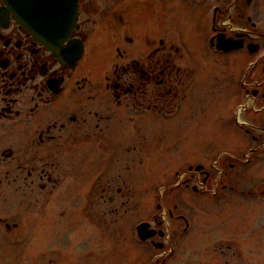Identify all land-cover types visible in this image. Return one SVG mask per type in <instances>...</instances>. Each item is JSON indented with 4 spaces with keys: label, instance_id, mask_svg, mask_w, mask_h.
Masks as SVG:
<instances>
[{
    "label": "flooded vegetation",
    "instance_id": "obj_1",
    "mask_svg": "<svg viewBox=\"0 0 264 264\" xmlns=\"http://www.w3.org/2000/svg\"><path fill=\"white\" fill-rule=\"evenodd\" d=\"M40 1V15L53 18L59 6ZM256 4L77 0L67 37L50 44L41 36L51 30L34 29L12 0H0V264L42 261L33 259L43 256L38 233L74 241L65 231L74 233L81 210L92 219V209L115 234L103 238L99 264H116L127 240L118 236L122 148H148L157 132L183 134L181 239L194 218L191 192L214 203L216 263L246 264L248 243L264 255V17ZM95 171L78 208L75 185ZM65 181L70 204L47 211ZM141 222L156 234L132 239L142 246L135 261L154 264L178 249L157 215Z\"/></svg>",
    "mask_w": 264,
    "mask_h": 264
},
{
    "label": "rangeland",
    "instance_id": "obj_2",
    "mask_svg": "<svg viewBox=\"0 0 264 264\" xmlns=\"http://www.w3.org/2000/svg\"><path fill=\"white\" fill-rule=\"evenodd\" d=\"M255 6L259 8L261 16L264 17V0H257ZM231 70V67L226 68L228 72ZM193 136L191 135L190 138L188 136V140H194ZM182 137L183 134L181 133L172 132L165 137L164 134L157 132L154 144L148 148L130 149L129 151L124 147L122 148L121 180L123 183L122 187L127 190V193L123 197L124 206L121 211L124 216L118 220V236H123L127 240L125 241L124 238L122 241L126 242L124 252H121V255L118 256L116 264H146V261H135V258L139 256L138 253L142 251V246L134 244L132 239L134 240L136 235L134 232L135 223L145 218L148 219L152 214L157 215V220L162 223L161 227L165 229L166 237H169L174 245L178 247L171 256L159 257L154 264H221L220 262H215L217 258L212 253L214 248L212 243L214 235L212 226L214 203L210 200V196L201 197L187 192V204L193 212L194 218L186 236L187 240L183 241L181 239V231L184 224L180 218V213L182 199L186 197L184 187L178 186L181 180V173L184 170L183 168H185L183 163L185 160L182 158L185 151L180 147ZM189 151L193 153L195 148ZM131 158L134 160H130ZM188 158L195 160L191 157ZM188 164L191 163L188 162ZM99 174L98 171L91 173V182L82 180L80 184L76 183L75 189L79 191L75 196V201H73L76 207H82L85 204L83 191L88 188V183L94 182L96 176L98 178ZM66 184L67 181L56 189V193L60 195L58 201H54L57 198L53 195L49 196L47 211H52L55 204H65L63 207L70 204L61 196V190ZM190 200L193 201L190 202ZM95 203L96 201L93 200L91 204H98ZM65 211L67 212L68 210ZM170 211L172 212L171 214ZM77 214L80 216L79 212ZM46 215H50V213ZM83 215H85V212L81 210V219L77 222L73 234H70L72 229L68 231L67 225L63 226L64 230L67 229L65 232L74 237V241L69 242L67 234L52 238V233L50 231L46 232V228L43 229L44 232H39L35 245L39 248V252H43V256L33 257V259L42 258V261H37L34 264H50L49 260H53L52 264H90V259H92V264H99L101 257L106 251L104 245L106 242H104L103 238L115 234L113 232L106 234L98 226L93 218V209L92 219H84ZM59 221H61L60 218ZM241 247L242 258L246 264H264V255L261 253L262 245L248 243ZM220 261H223V259H220ZM14 264L31 263L16 259Z\"/></svg>",
    "mask_w": 264,
    "mask_h": 264
},
{
    "label": "water",
    "instance_id": "obj_3",
    "mask_svg": "<svg viewBox=\"0 0 264 264\" xmlns=\"http://www.w3.org/2000/svg\"><path fill=\"white\" fill-rule=\"evenodd\" d=\"M37 1L38 0H14V2L17 3L20 7L26 6L27 4H36ZM64 3L65 0H59V10L57 11V13H55L58 17H56L54 20L42 21L41 19H39V17H36V14L34 17L35 19H28V22L32 23L33 27L36 29H40L42 27L53 29L54 33L41 36L44 40L48 42L55 43L59 40L62 41L66 37L67 33L69 32L70 28L74 23L76 0H69L66 9L63 8ZM146 227V224H141L137 228L138 236L142 239H146L154 234V232L152 231L146 232Z\"/></svg>",
    "mask_w": 264,
    "mask_h": 264
}]
</instances>
